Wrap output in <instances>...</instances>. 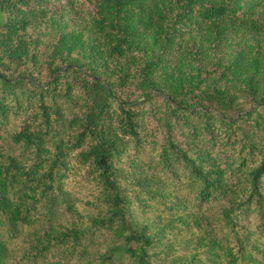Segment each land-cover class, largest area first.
<instances>
[{
  "label": "trees",
  "instance_id": "obj_1",
  "mask_svg": "<svg viewBox=\"0 0 264 264\" xmlns=\"http://www.w3.org/2000/svg\"><path fill=\"white\" fill-rule=\"evenodd\" d=\"M0 264H264V0H0Z\"/></svg>",
  "mask_w": 264,
  "mask_h": 264
}]
</instances>
